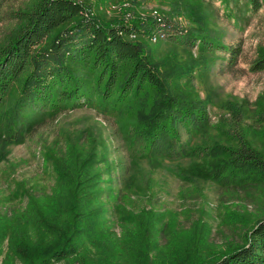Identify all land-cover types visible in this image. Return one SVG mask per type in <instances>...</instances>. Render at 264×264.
<instances>
[{
    "label": "rangeland",
    "instance_id": "374dc122",
    "mask_svg": "<svg viewBox=\"0 0 264 264\" xmlns=\"http://www.w3.org/2000/svg\"><path fill=\"white\" fill-rule=\"evenodd\" d=\"M76 1L106 22H137L149 29L133 40L147 45L165 73L193 68L191 79L177 78L172 89L208 108L211 127L196 142L236 146L232 136L241 133L264 154V122L258 118L264 115V73L250 68L264 48V0L242 24L227 17L224 0ZM34 2L0 0V45L19 26L15 13ZM192 7L227 46L241 43L237 63L221 52L152 39L151 28L160 20L185 32L198 30ZM237 111L242 122L231 136L232 125L224 119ZM24 123L15 138L0 127V264H201L242 246L264 217V180L225 185L206 179L213 159L137 161L123 133L127 122L98 108L58 111ZM76 190L84 198L75 216ZM55 226L76 227L70 246ZM43 249L50 255L34 258Z\"/></svg>",
    "mask_w": 264,
    "mask_h": 264
},
{
    "label": "trees",
    "instance_id": "16d2710c",
    "mask_svg": "<svg viewBox=\"0 0 264 264\" xmlns=\"http://www.w3.org/2000/svg\"><path fill=\"white\" fill-rule=\"evenodd\" d=\"M34 1L31 9L15 13L14 21L19 26L0 45L3 133L15 138L22 134L20 124L24 126V121L30 120L32 124L45 114L98 108L127 122L123 133L130 155L137 161L213 159L215 164L206 171V179L225 185L264 180V154L251 146L243 134L231 135V130H237L242 122L241 111L234 112L229 119L222 118L231 119L227 123L232 129L227 133L236 137V146L196 142L211 127L208 108L204 101L186 99L172 89L177 78L191 79L193 68L184 69L181 75L162 71L147 45L133 40L147 34L149 29L137 22L132 25L106 22L94 15L90 6L76 0ZM224 1L229 9L227 17L238 24L262 6L261 0ZM199 12L195 7L189 9V14L201 25L198 30L185 32L183 27L163 20L151 30L171 44L221 52L230 64L237 63L242 55L241 43L227 46L223 39L209 32ZM250 68L255 73H264V48L259 49ZM262 114L258 118L264 122ZM193 141L195 145L191 144ZM86 168L88 171L89 167ZM79 177L82 174L77 175L76 187L81 183ZM82 198L76 190L72 207L75 216ZM75 228L56 227L54 231L64 245L70 242V246V238L77 233ZM17 248L26 252L23 246ZM62 251L63 248L58 252ZM43 252L50 255L48 249H43L34 258L44 256ZM201 264H264V217L245 235L242 246Z\"/></svg>",
    "mask_w": 264,
    "mask_h": 264
},
{
    "label": "bare ground",
    "instance_id": "6f19581e",
    "mask_svg": "<svg viewBox=\"0 0 264 264\" xmlns=\"http://www.w3.org/2000/svg\"><path fill=\"white\" fill-rule=\"evenodd\" d=\"M158 38L162 39V37L159 36V35H154V34L152 35V39H153V40L156 41V40H158Z\"/></svg>",
    "mask_w": 264,
    "mask_h": 264
}]
</instances>
